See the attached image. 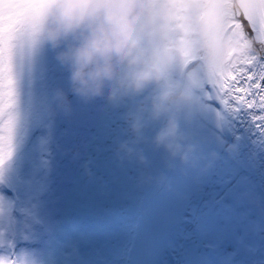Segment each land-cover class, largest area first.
Listing matches in <instances>:
<instances>
[{"label": "rangeland", "instance_id": "obj_1", "mask_svg": "<svg viewBox=\"0 0 264 264\" xmlns=\"http://www.w3.org/2000/svg\"><path fill=\"white\" fill-rule=\"evenodd\" d=\"M180 2L176 9L182 19L188 16L191 0ZM245 5L260 36L250 30L251 20L239 0H231L232 17L235 9L236 15L248 18V24L241 28L236 23L246 43L239 58L234 44L230 45L234 52L224 70L239 72L250 63L258 66L257 60L264 64V25L259 20V14L264 18V0H246ZM82 112L67 119V130L59 132L57 146L41 156L38 169L16 185L11 210H0L4 231L10 232V226L19 223L25 235L33 237L21 250L39 252L44 257L42 264H264V135H246L253 141L246 155L250 159L254 155V161L216 160L210 171L207 167L200 170L194 180L192 207L181 209L173 218L175 212L164 202L152 203L163 196L146 176L150 155L146 132L144 139L132 144L128 122L108 118L95 107ZM83 115L90 119H77ZM71 127L76 130L70 131ZM124 144L133 149L131 155L121 147ZM224 167L230 169L229 176H218ZM219 177L228 182L227 190L218 187ZM247 192H255L253 198L247 199ZM205 203L214 206L211 218L212 214H203L207 209L200 211ZM247 203L256 210L246 208ZM8 210L13 219L10 225ZM260 210L263 213L253 214ZM13 232L9 233L12 239L5 231L10 250L22 242L21 230Z\"/></svg>", "mask_w": 264, "mask_h": 264}, {"label": "clouds", "instance_id": "obj_2", "mask_svg": "<svg viewBox=\"0 0 264 264\" xmlns=\"http://www.w3.org/2000/svg\"><path fill=\"white\" fill-rule=\"evenodd\" d=\"M30 3L33 19L19 31L32 28L58 50L73 94L127 104L132 144L150 131L151 144L166 162L193 159L197 144L190 125L200 113L205 65L228 61L227 49L208 36L199 12L178 18L174 0ZM121 147L132 154L127 144Z\"/></svg>", "mask_w": 264, "mask_h": 264}, {"label": "bare ground", "instance_id": "obj_3", "mask_svg": "<svg viewBox=\"0 0 264 264\" xmlns=\"http://www.w3.org/2000/svg\"><path fill=\"white\" fill-rule=\"evenodd\" d=\"M180 1L174 0L176 6L181 3ZM230 2L231 0H191L187 15L190 16L194 12H199V22L206 30L208 36L219 46L226 48L228 56L234 52L230 48V45L234 44V54H236V58H239L246 42L237 24H234L232 20ZM245 2L246 0H239L240 8L250 18L252 27L255 29L254 34L259 37L260 31L254 25ZM32 8L30 0H0V17L3 16L6 10L14 13V26L19 29L21 25L33 19ZM176 12L177 17H179L180 9H176ZM259 20L264 25V18L260 14ZM19 33L27 42L30 50L46 53L47 62L39 56L29 61L23 50L17 53L15 62L17 103L13 110L15 117L13 136L10 129L6 133L4 124L0 123V183H4L0 185V195L4 197H0V210L5 208L4 211L7 208L11 210L15 188L19 181L33 174V170L38 169L43 159L40 160V157L46 153L49 154L57 146L59 132H66V124L64 123H67V119H70L72 115L76 118L83 113L82 110L87 111V109H94L95 107V109L101 110V113L106 114L107 117L111 115L116 120L122 119L123 123L128 122L127 104L116 107L109 104L105 98L98 97L92 100H84L76 96L70 91L68 73L64 65L57 59L58 50L45 45L38 32L33 34L32 28L23 32L19 31ZM191 58L197 59L195 55ZM259 62L257 60L258 66L255 63H250L247 67L252 65L253 67L257 66V69H259L260 65L263 64ZM51 65L55 67V74L51 71ZM229 65L231 64L229 63ZM225 66L226 63L205 65L200 85V95L203 96L199 97L201 102L200 113L197 118L192 120L190 125V131L193 134L197 148L193 153V159L188 164H181L179 160L166 162L163 158L162 150L156 149L151 144L152 132L146 131L145 133L150 142L148 146L150 155H148L149 158L145 170L146 176L150 186L152 187L155 184L161 189L159 195L163 196L160 200L152 203L159 206L161 202H164V206L168 210L172 209L175 212L174 216H171L173 218L181 214L179 212L181 209L186 207L190 209L192 207L193 203L191 204V201L194 199L192 190L197 185L194 180L198 179L200 170L207 167L208 171H210L211 165L216 160H219L218 163L239 164L248 160L254 161V155L253 159L246 155V149L253 143V141L246 138V135L250 134L254 138L259 137L258 134L260 133L256 128L257 122L254 121L253 117L260 113L255 109L249 110L246 108H242L239 112L232 110L236 106L232 102L227 103L229 96L224 93L221 85L227 75L236 71L224 70ZM60 93H64L66 99ZM3 111V107L0 106V116L3 115ZM82 118L90 119V116L83 115L77 119L83 120ZM251 125L254 128L251 129ZM72 130H76L75 127H71L70 131ZM83 130L84 128H80V131ZM49 142L53 144H48ZM249 152L248 150L247 154ZM228 170L230 169L226 167L219 169L218 176L223 177L226 174L229 176ZM221 177L218 178L217 185L221 190L225 188L227 190L229 188L228 182L224 183ZM162 184L164 185L161 187ZM231 190L233 191L232 187ZM254 193L247 192V199L253 198ZM214 202L215 200H213ZM213 207V204L210 206L205 203L200 211L207 209L203 214H212L211 218L214 215L211 211ZM245 207L251 208L248 203ZM10 210L7 211L10 216L9 225L12 223L11 220H13ZM261 211L252 212L256 215L263 213ZM22 220L24 223L26 222L24 217ZM7 222L6 219V224ZM18 225L19 223H13L10 226V232L7 231V228L5 229L12 239L13 237L9 233H14L13 230L15 228L21 230L22 237L28 236L25 235L24 226ZM2 226L4 228L5 225L3 218L0 216V235L2 234L0 237V260L8 262L16 260L18 264H42V259L44 258L42 254L35 250L26 251L25 248L21 250V245L28 243L29 240L22 238V242L20 245L18 244L17 249L13 248L10 250L11 246H8V243L5 242L6 239H4L8 235ZM204 244L206 243L204 242ZM205 247H203V251L207 249ZM5 251L6 254L4 255ZM137 253L139 256L141 249ZM212 255L213 253L210 254L211 259L213 258Z\"/></svg>", "mask_w": 264, "mask_h": 264}, {"label": "snow or ice", "instance_id": "obj_4", "mask_svg": "<svg viewBox=\"0 0 264 264\" xmlns=\"http://www.w3.org/2000/svg\"><path fill=\"white\" fill-rule=\"evenodd\" d=\"M235 2V0H233ZM232 20L239 23L241 28L248 24L246 16L236 15L233 10ZM15 25L14 13L5 11L0 17V106L3 107V115L0 116V123H3L7 131L10 129L13 136L15 117L14 108L17 103V78H16V57L17 53L23 50L26 58L31 61L37 56L47 62V55L43 51L30 50L27 42L19 33ZM251 31H255L249 24ZM51 71L55 74V67L51 65ZM222 90L229 96L227 103L232 102L236 107L232 110L239 112L241 107L252 110L256 109L260 114L253 117L256 121V128L260 135H264V64L259 69L249 65V67L239 71L231 72L226 76ZM221 105H223L221 103ZM7 121V123H5ZM4 183H0L3 185ZM0 197L4 198L3 195ZM31 240L33 237H21ZM0 264H18L16 260L10 262L0 260Z\"/></svg>", "mask_w": 264, "mask_h": 264}]
</instances>
